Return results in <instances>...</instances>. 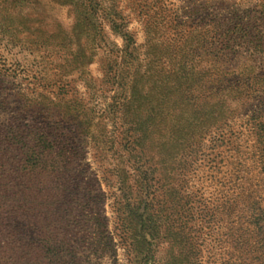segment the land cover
<instances>
[{
	"label": "rangeland",
	"instance_id": "rangeland-1",
	"mask_svg": "<svg viewBox=\"0 0 264 264\" xmlns=\"http://www.w3.org/2000/svg\"><path fill=\"white\" fill-rule=\"evenodd\" d=\"M162 3L178 34L130 0H0V264H128L129 243L140 264H264V0ZM144 176L158 243H122L111 194L124 178L143 208Z\"/></svg>",
	"mask_w": 264,
	"mask_h": 264
},
{
	"label": "trees",
	"instance_id": "trees-1",
	"mask_svg": "<svg viewBox=\"0 0 264 264\" xmlns=\"http://www.w3.org/2000/svg\"><path fill=\"white\" fill-rule=\"evenodd\" d=\"M134 6V10L137 12L138 15H140L141 18V23L143 26L144 31H147L148 29L151 28H160L164 29L165 26H169L171 29L175 31L176 34H178V28H181V26H186V22H178L175 17H173L172 20H166L165 17H163L162 12H163V0H130ZM135 3V4H134ZM118 16V19H120L121 22H117L115 18H112L111 24L112 27L114 28V31H119L124 38L125 44H124V52L127 55H130V50L133 49L134 47V37L132 36V33L126 28V21L124 18H121L119 16V12L115 14ZM169 22V24H168ZM146 135V130L143 132H136L134 131L131 136V148H130V154L141 148L142 146L139 145L138 140H142L144 136ZM128 142V141H127ZM126 142V143H127ZM130 143V142H129ZM142 149V148H141ZM140 152V151H139ZM264 158V154H263ZM136 164V162L134 161ZM136 170L141 168V164H136ZM264 169V167H263ZM149 176H144L142 178V184L141 188H145V191L141 190V192L144 193L143 199L141 196V201L145 203V206L143 208H140L133 203V200H131L130 192L127 189V186L125 185V179L118 177L117 182H118V193L113 192L111 195L112 197V205L113 209L116 213V231H117V236L120 242H126L127 239H129V233L131 234V231L133 230L135 224L138 227L137 231L138 236L146 242L147 245H151L153 242H157V228L155 227V218L152 216V214L149 212L148 208L152 206V202H149L148 198L149 195L154 194V190L151 192V189L153 185H151V182L153 179L148 178ZM150 181H149V180ZM261 190L263 191L264 194V184L261 186ZM254 196V195H253ZM252 193H247L246 195V203L249 199L253 198ZM153 197V196H152ZM145 198V199H144ZM147 201V202H146ZM256 202V201H255ZM255 204H259L260 202H256ZM117 207V208H116ZM261 208V209H260ZM260 211L261 213H264V208L260 206ZM90 218L87 219V223L89 228H93L95 231L99 233H105L106 232V222L104 218L100 215V213H89ZM145 231L147 232L145 234ZM107 237V241L111 240V236L107 233L105 235ZM163 239H167V237L163 236ZM185 239H183V242ZM130 244V243H129ZM126 244L125 250H127V256H126V262L128 264H134V263H139L142 262L143 259L140 261L137 260V257L141 252H133V249L131 248V245ZM128 245V247H127ZM150 249L147 251L149 252ZM134 253V255H133ZM143 264H146V261L143 262Z\"/></svg>",
	"mask_w": 264,
	"mask_h": 264
}]
</instances>
